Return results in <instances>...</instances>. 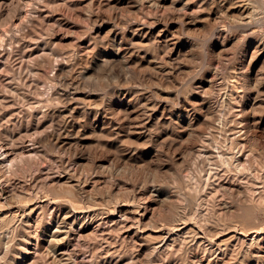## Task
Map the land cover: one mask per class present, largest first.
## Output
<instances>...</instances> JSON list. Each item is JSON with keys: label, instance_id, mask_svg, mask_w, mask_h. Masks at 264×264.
<instances>
[{"label": "bare ground", "instance_id": "1", "mask_svg": "<svg viewBox=\"0 0 264 264\" xmlns=\"http://www.w3.org/2000/svg\"><path fill=\"white\" fill-rule=\"evenodd\" d=\"M69 16L85 24L60 58L52 33L69 30ZM261 28L264 0H0V175L9 181L48 155L59 164L45 204L38 177L25 174L16 194L0 187L8 201L37 205L19 219L28 247L11 264H73L65 250L73 234L89 237L103 214L91 209L115 211L138 194L157 212L140 227L118 208V244L94 256L97 264H264V224H256L264 216ZM196 32L207 34L200 52L199 38H189ZM105 74L115 83L100 97ZM104 179L115 191L95 199ZM14 217L0 216V236L19 238ZM112 232L100 240L106 247ZM123 235L133 240L131 255Z\"/></svg>", "mask_w": 264, "mask_h": 264}, {"label": "rangeland", "instance_id": "2", "mask_svg": "<svg viewBox=\"0 0 264 264\" xmlns=\"http://www.w3.org/2000/svg\"><path fill=\"white\" fill-rule=\"evenodd\" d=\"M127 12H124L123 14L125 15ZM128 14V13H127ZM126 14V15H127ZM128 15H131V13H129ZM128 15L126 16V17H128ZM69 19H70V21L72 22L71 23V28L69 29V30H67V29H59V28H56V30H55V32L54 33H52L53 35H55V36H58V38L56 39V41H55V44H56V48H57V50L59 51V52H61V53H59L60 55H62V56H60V58L62 57H64V55L66 54L65 52H67V51H69V48L71 47V45L73 44V43H75V40H76V36L78 35V30H79V27H80V25H83V24H85V22L82 20V19H78V18H75V17H71V16H69ZM263 33H264V28L262 29H260ZM46 32V33H45ZM44 33L45 34H47V33H49V31L47 32L46 31V29L44 30ZM197 33L198 32H196L195 33V35L193 34V35H189V38H190V40L193 38V39H197V38H199V39H197V40H194V41H196V42H198V52H200L201 50H202V48H203V40L205 41V39L203 38V37H205L206 38V36H207V34L204 32L203 34H204V36H203V34H202V32H201V34H200V32L198 33L199 35H197ZM50 34V33H49ZM48 35V34H47ZM47 35H45V36H47ZM52 35V36H53ZM65 35H67V39H62V36H64L65 37ZM202 35V36H201ZM206 35V36H205ZM191 36V37H190ZM197 38H196V37ZM199 36V37H198ZM48 37V36H47ZM186 37H188V36H186ZM202 38H203V40H202ZM48 41V40H47ZM54 44V45H55ZM200 44V45H199ZM201 46V47H200ZM238 47H239V45H238ZM51 48H54V47H51ZM201 48V49H200ZM233 51V50H232ZM236 51V54H237V51H240V48L238 49H235L233 52H235ZM229 53V54H228ZM228 53L226 52V54L224 55V58L225 57H230V56H232L233 55V53L231 52V51H228ZM228 54V55H227ZM227 55V56H226ZM240 55V54H239ZM224 58H222V64H223V62L225 61L224 60ZM198 60H194V62L193 61H191L192 63H195V62H200L199 60H200V58H197ZM238 59V60H237ZM237 59H236V61L239 63L240 62V56H238L237 55ZM190 62V63H191ZM225 63V62H224ZM221 64V65H222ZM50 68V67H49ZM49 68H46L47 69V71H46V73H49L50 72V69ZM224 67L223 66H221V67H219L218 69H223ZM259 68V67H258ZM257 68V69H258ZM45 69V70H46ZM104 77H106V79L108 80L107 82H106V89H105V86L104 87H101L102 85H100L99 83V85H97V86H95V87H97L95 90H94V86H90L89 88H86L87 90H89V91H92V90H94V92H95V94H98V92L100 91L102 94H100V92H99V96L100 97H104L105 95H107L110 91H111V89H112V87H113V85H114V83L115 82H112V81H114L113 79L111 80L110 78L111 77H109V76H107L106 74H105V76H103V78ZM106 79H104V81L106 80ZM101 80H102V78H101ZM110 80H111V83H113V85L110 83ZM133 80H135V79H133ZM104 81H102V82H104ZM98 82H100L101 84H102V82L101 81H98ZM108 82L110 83V85L112 86H110L109 84H108ZM133 82V81H132ZM134 82H136V81H134ZM134 82H133V84H134ZM103 84H105V83H103ZM101 88H100V87ZM93 87V89L91 90V88ZM111 87V88H110ZM100 90H99V89ZM103 88V89H102ZM85 89V90H86ZM107 89H108V91H107ZM96 90H98V91H96ZM104 90H106V91H104ZM93 92V91H92ZM105 94V95H104ZM103 95V96H102ZM106 99V98H105ZM213 101L215 100V99H212ZM117 111L119 110V108H117L116 109ZM260 139H262L263 141H261ZM259 140H260V142H258V147H259V149H260V147L261 148H263L264 147V139L263 138H260ZM263 142V143H262ZM257 144V143H256ZM261 144H263V146L261 145ZM127 148H129V145H128V147ZM129 149H133V147H131L130 146V148ZM214 150L215 151H217V149H215L214 148ZM260 154L261 153H259V157H261V158H263L264 157V154L262 153V155L260 156ZM107 155H102V158L104 157V159L103 160H105V163H107V164H109V163H111V160H108L107 159V157H106ZM263 156V157H262ZM163 160H167V162H169L170 161V157H169V161H168V158H166L164 155H163ZM107 159V160H106ZM258 159H260V158H258ZM264 160V158L263 159H261L260 160V163L261 164H258V163H253V165L254 164H258V165H263L264 164V162L262 163L261 161H263ZM57 161V158H55V157H52V156H46V157H44V158H41V159H39V161H38V164H34L36 167L34 168V165H33V163H32V167L28 170V165H24V167L23 168H19L20 169V171L19 172H17L16 173V171H15V173L17 174H11V175H13V176H11L10 174H9V172H8V174H7V172L5 173V174H7L8 175V179H9V181H7V176L5 175L4 176V174H1L2 175V177H1V175H0V177H1V179H0V187H2V188H5V189H7V190H9L12 194H16V193H19L20 191H22L24 188V185H25V182H26V180H29L30 178L32 179V177H38V178H40L39 179V183H38V186H39V189L41 190V193H40V199H39V204H45V202L47 203V199H49V200H51L52 201V199H51V195H47V192H48V189H47V185H48V183L51 181V180H55V181H58V177H56V176H58L59 175V164H57L58 162H56ZM116 162L118 161L117 160V158H116V160H115ZM256 161H259V160H257L256 159ZM113 162H114V159H113ZM166 162V161H165ZM167 162H166V164H167ZM169 164H170V162H169ZM169 164H167V165H169ZM38 165V166H37ZM58 165V166H57ZM28 167V168H26V167ZM255 166V165H254ZM253 166V169L255 168ZM257 166V165H256ZM260 167V166H259ZM27 170H26V169ZM25 169V170H24ZM23 171V172H22ZM24 171H25V173H24ZM29 171V172H28ZM259 171V172H258ZM260 171H261V167H260V170H259V168H257V172H258V174H260ZM20 172H22V174L20 173ZM254 173H253V175H254V180H256L257 179V177L259 176H257L256 175V168H255V170L253 171ZM24 173V174H23ZM85 173H90V170H88V171H86ZM25 174H27L26 175V180H25ZM32 174V175H31ZM38 176H37V175ZM87 174H84V175H87ZM16 175V176H15ZM23 175H24V177H23ZM33 175H35V176H33ZM166 175L167 174H162V177H161V179L163 180V181H165L164 179L166 178ZM3 176L4 177H6L5 178V180H4V178H3ZM32 176V177H31ZM164 176H165V178H164ZM169 176V175H168ZM168 176H167V178H166V180H169L171 177H172V179H170L169 181H171V183H172V186L173 185H175L176 184V179H175V181H174V177L173 176H171V177H169L168 178ZM255 176H256V178H255ZM245 177V176H244ZM52 178H54V179H52ZM164 178V179H163ZM3 179V180H2ZM30 179V180H31ZM51 179V180H50ZM106 180H108V181H106ZM173 180V181H172ZM246 180V179H245ZM130 182V181H129ZM128 181H127V185L125 186H123L122 188H121V200L123 201H125V200H127L128 198V195H127V192H126V190L130 187V183H129ZM43 186L45 187L46 186V188H43ZM114 186V187H113ZM124 188H126V189H124ZM43 191V192H42ZM107 191L108 192H113V191H115V183H113L112 181H109V179H104L103 180V182L101 181V182H99L98 183V187L93 191V196H94V198L95 199H101V197L103 196V195H105L106 193H107ZM106 192V193H105ZM47 196V197H46ZM43 197H45V198H43ZM50 197V198H49ZM66 197V195L63 197L65 200V202H67L71 207H77V208H80L81 207V204H78V202L76 203V201H74V199H72L73 201H74V203H75V205L73 204V202H72V200H71V198H65ZM141 197H142V199H143V196L142 195H140V194H138V196H137V203L135 202V203H129V205L127 204V205H125L124 204V202H121V204L119 205V207L118 208H120V207H123V204L125 205V206H127L126 208H129L130 210H131V212H132V214H131V220H133L132 222H135V223H140V227H144V225L148 222V220H149V218L151 217V215L153 214V212L154 213H156L157 211L154 209L155 208V205L153 204V202L152 201H150L149 199H141ZM68 199V200H67ZM19 201L20 200H18V203H17V201L14 203V202H12V201H8L4 196H2L1 195V188H0V216L1 217H4V216H8V217H16V220H17V225H16V227L18 228V225H20L21 226V224H20V221H19V219H20V217L22 218L23 216L22 215H24V211L25 210H27V211H29V210H31V209H33V208H35V207H37V205H36V201H32V203H31V201L29 202H27V204H26V202L23 200H21V202L19 203ZM62 201H63V199H62ZM71 202V203H70ZM142 202H143V204H142ZM14 203V204H13ZM139 203V204H138ZM10 204H12V205H10ZM32 204V205H31ZM73 204V205H72ZM141 204V205H140ZM144 207V208H143ZM118 208L115 210V211H111L109 208L107 209V208H105L104 210H103V208L102 209H96V208H92L91 209V213L93 212V213H99V214H102V212H103V214L102 215H100L101 216V220L100 221H98L97 223H95L94 224V227H93V230H92V232H91V234H90V236L89 237H82V236H80L78 233H75V234H73V236H72V240H71V246L70 247H68V248H66L65 250H67L66 252H68V255H70V258H72L71 257V255L73 256V259L71 260L72 261V263L74 264V262L73 261H75L76 263L75 264H92V263H94L95 262V260H93V258H95L96 256H99V255H106V253L108 252V250H110V249H113V247H115L118 243H116V241L118 240V238L119 237H117V234H116V236L114 235L115 234V231L114 232H112V229L114 228V227H116L118 224L116 223V221H118L119 220V214H118ZM55 210H56V204L55 203H50L49 205H46L45 206V208H44V216H45V218H46V220H47V222L50 220V216H52V214L55 212ZM93 210H95V211H93ZM101 213H100V212ZM106 211V212H105ZM261 215V217L263 218H259V216ZM259 216H257L256 217V220L258 221V223H256L258 226L260 225H262V224H264L263 223V221H264V216H263V214H259ZM14 217V218H15ZM226 217H228V218H230L231 217V215H227ZM260 220H261V224L259 223L260 222ZM263 220V221H262ZM19 223V224H18ZM143 224V225H142ZM19 226V227H20ZM16 228V231L17 230H19V232H20V236H18L17 238L18 239H16V240H13L12 239V237L11 236H13L12 235V233H11V235L10 234H7V235H9V238H11V239H8V237H7V235H1L0 236V245H1V247L0 248H2V249H0V253H2V255H3V253H5V251L7 250L8 251V249H9V247L11 246V248H10V256H6V258H5V256L3 257V259H5L4 261H3V259H2V264H11V262H13V261H15V260H17V259H19L20 257V255H19V253H20V251H21V248L23 249V248H25V247H28L27 246V243L25 244L24 243V241H23V243H21L22 242V240H24V236H23V234H22V231H21V229H17ZM78 228V227H77ZM13 230H14V228H13ZM15 231V232H16ZM110 231L113 233V237H115V239H113V237L111 238V239H109V242H110V240H111V246H109V247H106L107 246V244H104V243H102L103 241H100L101 240V238L103 237V238H107V237H109L110 236V234H108V232L110 233ZM19 232L17 231V234L19 235ZM144 232H146V231H144ZM108 234V235H107ZM122 233H120V235H121ZM146 234H149V233H146ZM234 234V233H233ZM22 235V236H21ZM119 236V235H118ZM125 236L126 235H123V243H124V248L125 249H127L126 250V252H127V254L129 253L130 255H131V252H132V250L134 249V246H133V240L130 238V237H128V239L127 238H125ZM230 236V235H229ZM229 236H227V237H229ZM2 237V238H1ZM226 237V238H227ZM102 238V239H103ZM19 239H21V240H19ZM8 241V242H7ZM7 242V243H6ZM9 243V244H8ZM101 244H102V246H101ZM9 246V247H8ZM113 246V247H112ZM6 249H5V248ZM3 248H4V250H3ZM71 251V253H70V251ZM73 252V253H72ZM87 252V253H86ZM38 254V255H37ZM36 255H32V259L33 258H37V257H40L39 256V253H37ZM35 256H37V257H35ZM95 256V257H94ZM18 257V258H17ZM12 258V259H11ZM8 259V261H6ZM96 259L98 260V257H96ZM96 260V261H97ZM5 261H6V263H5ZM44 264H50V262H49V260L48 259H45L44 258ZM95 264H97L96 262H95Z\"/></svg>", "mask_w": 264, "mask_h": 264}]
</instances>
